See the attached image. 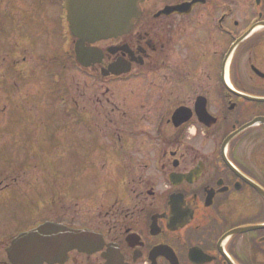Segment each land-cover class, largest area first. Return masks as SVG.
<instances>
[{
    "label": "flooded vegetation",
    "instance_id": "flooded-vegetation-1",
    "mask_svg": "<svg viewBox=\"0 0 264 264\" xmlns=\"http://www.w3.org/2000/svg\"><path fill=\"white\" fill-rule=\"evenodd\" d=\"M65 3L0 0L9 68L28 59L20 40L41 50L22 83L0 79L5 107L21 106L0 109V264L48 223L96 235L61 264H264V0H143L124 34L82 45ZM24 102L83 132L33 144ZM88 175L91 195H74Z\"/></svg>",
    "mask_w": 264,
    "mask_h": 264
},
{
    "label": "water",
    "instance_id": "water-1",
    "mask_svg": "<svg viewBox=\"0 0 264 264\" xmlns=\"http://www.w3.org/2000/svg\"><path fill=\"white\" fill-rule=\"evenodd\" d=\"M139 1L68 0L72 31L78 38L90 42L116 37L135 18ZM95 242L93 233L49 224L18 238L8 253L13 264H55L74 249L88 251Z\"/></svg>",
    "mask_w": 264,
    "mask_h": 264
},
{
    "label": "rangeland",
    "instance_id": "rangeland-1",
    "mask_svg": "<svg viewBox=\"0 0 264 264\" xmlns=\"http://www.w3.org/2000/svg\"><path fill=\"white\" fill-rule=\"evenodd\" d=\"M9 22L12 24H15L14 21H9ZM9 27H10V25H7L5 27V30L0 31V43H1V40L3 38L10 35L7 32V28H9ZM37 27H39V26H37ZM27 41H25V39L20 40V52H21L22 57L25 56L26 53L28 55L27 56L28 59H26L25 60L26 62L23 65H21V67H20V73H18V72L14 73L13 68H9L11 66V62H12L11 56H9L7 53H3L4 51H8V50L10 51L11 45L9 44V47H8L4 43L0 44L2 47H5L4 51L0 47V52L2 53V55H0V79H1V75L2 76L4 75V77H6V78L13 76L14 78H16V82L22 83L24 80V77L29 76V74H30L29 67L32 66V61H36V58L34 57V55L35 56L39 55L41 53V50L39 49V47H30L31 51L25 52V49H29V47L25 46V43L28 44ZM29 52H32V54H29ZM33 53H34V55H33ZM36 53H37V55H36ZM60 63H64V61H63V59L58 58L57 64L59 65ZM34 64L36 65V63H34ZM56 71H59V70H56ZM65 72L67 74V78H66L67 80L65 83L66 84H67V82L69 83V85H68L69 88L71 87L74 89V87H75V85H74L75 80H73L72 75L77 76L78 79L82 80V82L84 80L81 75H79L78 73L74 74L72 72V70L69 68L67 69V71L65 70ZM58 74H61V71H59ZM61 75H63V74H61ZM31 86H32V83H31ZM21 91H22L21 95L29 94V92H30L29 89H23V88ZM5 96L6 95L0 96V100H3V106L2 105L0 106L1 110H3V107H4L5 110H7L9 113V111H11L13 109L15 110L14 107H16L17 110L21 107L20 105H18V99L17 98L14 99V101L10 102L8 104V107H5V105H6L5 100H7L5 98ZM26 97H30V96H26ZM26 97H24V98H26ZM15 102H17V103L15 104ZM24 106H25L26 112L33 115L32 116V122L30 123V126L32 127L34 132H37L36 138L34 139L35 142L33 144H62L60 142V140L56 139L58 136H62L63 140H67L66 144H73L72 143V136L74 134L76 135V133L78 131L83 132L82 129H75L74 131H70L69 129H67V130L62 129L61 130L59 128L56 129L52 126H48V122L45 118V115H48V121H52V123L56 126V125L61 124V119H60L58 114H56L57 115L56 116L53 112H48V111L41 112V111L34 110L37 108H42V111H43L44 107H40V106L35 107V105H34V107H33L34 109H33L31 107V105H29L30 107H28V102H24ZM30 109H31V111H30ZM42 113H46V114H42ZM34 121H35V123H34ZM102 124L105 125L104 126L105 128L102 127V129L96 133L97 143L98 144H109V143H111V138L114 139L116 136L115 129L109 123H102ZM64 125H65V122L62 123L63 127H65ZM15 126H17L16 123H15ZM48 128L52 129L54 132L48 131ZM56 131H57L58 136L55 133ZM76 165L77 164L74 163L73 156H69L68 158H66L64 160L63 165H62L63 171L66 173V175L68 177V183H70V184H72V182L76 181L77 176L72 175L73 170L76 169ZM96 179H97V177L94 175L85 176L83 179H81L79 188L74 189L73 194L76 196H80V195L89 196V195H91V193H92L91 189H93L95 187ZM39 207H40L39 205L35 204V214L38 217H41V216H43V213H42V211L39 212ZM5 223H6V226H12L13 225V222H9L8 220H6Z\"/></svg>",
    "mask_w": 264,
    "mask_h": 264
}]
</instances>
